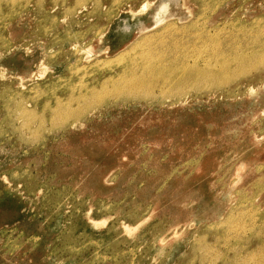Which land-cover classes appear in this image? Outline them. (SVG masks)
<instances>
[{
	"label": "rangeland",
	"instance_id": "374dc122",
	"mask_svg": "<svg viewBox=\"0 0 264 264\" xmlns=\"http://www.w3.org/2000/svg\"><path fill=\"white\" fill-rule=\"evenodd\" d=\"M146 1L154 4V0ZM176 1L171 10L175 15L158 23L153 20V4L142 8L138 4L126 5L122 11L123 6L114 2L112 10L107 3L98 13L76 25L74 32L84 33L83 45L97 37L93 43L97 52L87 63L100 59L104 67L92 79L98 81L107 69L116 67L114 59L135 44L137 47L141 37L170 21L187 25L202 10L197 0ZM219 1L222 10L210 19L207 30L210 36H207L215 40L214 48L224 65H229L235 53L241 57L243 52H253L259 47L252 44L259 36L232 33L233 25L220 30L218 27L230 21V14L242 5L238 0ZM262 11L264 5L250 3L247 16L260 17ZM31 13L7 31L6 46L11 45L13 50L9 54L0 50V88L10 86L20 97L28 94L31 85H40L45 79L44 84H48L63 77L62 68L53 62L60 48L49 44L46 35L38 34L37 18ZM59 23L56 30H64L67 25L61 20ZM173 37L177 38L178 51L187 54L209 44L204 40L206 35L178 33ZM160 47L155 46L159 48L155 52L158 57L163 54ZM63 55L68 56L65 59L68 65L77 64L76 60L70 61L71 50L65 48ZM188 61V67L192 66V59ZM204 63L207 62L198 65L204 67ZM49 75L53 76L49 78ZM231 84L227 93L184 89L180 97L171 95L174 99L165 94L167 90L163 86L155 88L157 102L150 105L151 109L144 102L133 104L114 98L108 102L109 106H83V117L79 118L82 123L75 131L55 127L61 122L42 126L37 119L48 112L43 110V100H38L35 94L33 100L25 97L21 102L18 97L9 103L12 117L7 123L3 117L7 105L0 98V135H3L0 138V264H242L243 259L252 255L251 249L264 242V235L247 231L244 236H251L248 237L251 241L244 245L247 250L235 246L236 237L229 241L230 247L222 243L236 229V222L243 221L240 212L246 211L237 206L240 190L244 189L241 194L263 197L252 188L264 176V89L247 98L242 96L241 89L248 83L238 93L236 85ZM35 90L40 96L39 89ZM175 96L181 100L177 105ZM231 97L233 101L229 100ZM28 115L34 119L26 120ZM53 120L59 121L60 117ZM193 173L201 179L211 177L200 181ZM259 212H264V207ZM225 216L231 219L226 220ZM218 221H225L216 227L218 231L209 227ZM174 234L176 239H171ZM216 239L222 241H218L219 247H224L205 255L206 247L218 243ZM73 246L77 255H66L68 249L74 250ZM215 253H219L218 258Z\"/></svg>",
	"mask_w": 264,
	"mask_h": 264
},
{
	"label": "bare ground",
	"instance_id": "6f19581e",
	"mask_svg": "<svg viewBox=\"0 0 264 264\" xmlns=\"http://www.w3.org/2000/svg\"><path fill=\"white\" fill-rule=\"evenodd\" d=\"M121 1L123 4L121 3ZM197 1L201 4L202 10L199 12L200 14L195 16L189 24L179 25L176 22L170 21L169 23H166V25L164 24L163 27L156 30L155 32L141 37L137 41V47L135 44L134 46H132V48H130L126 52L127 54L124 53L121 55V57H118V58L116 57V59H114L113 62H116L117 66L110 68V69H107L103 73V77L97 81V80H93L92 77H94L95 75H98V73H100V71H102L100 69H103V67H104L103 61L99 59V60H93L91 63H87L90 60L92 54L97 52L93 48V43H94V41L97 40V37H94L92 40L88 41L85 45H83L82 42L84 41V33L83 32H80V33L74 32V27L76 25H79L81 23V21H83V19L88 20L89 17L92 16L91 14L98 13L97 11H99L107 3H109L112 6L110 8V10H112V8H113V3L116 2L119 5L123 6V9H122V11H123V10H125L126 5L138 4L142 8V7L147 6L149 3L152 5L153 4L152 1H146V0H0V50L6 51V54H9L13 50V47L11 45L6 46L7 45L6 42H8L7 41V35H8L7 31H11V27L15 26L18 22H20L21 19L27 15V13L32 12L31 13L32 17L37 18L35 28L37 29L38 34L42 35V36L46 35L48 38L49 44H53V45L57 46L58 48H60V54H58V56L54 59L53 62L55 64H57L60 68H62V71H63V73L61 74V76H63V77L59 78L58 76H56L58 78L53 80L52 82H50L48 80L49 81L48 84L47 83L44 84V81L46 80L45 79V80H43V83H41L40 85H39V83H38V85L34 84L36 86L31 85L32 87L30 88L28 94L25 95L24 97H20V96L16 95L10 86L4 90L2 88H0V98L7 105L6 112L3 115L5 122L10 123V121H11L12 113L9 109V103L11 101H13L14 99H16L18 97L21 98V102L25 101V99H26L25 97H27L29 100H33L34 94L36 95L35 97L38 100H41V99L43 100V102H44V107H43L44 109L43 110L45 112H48V113H42L41 116L38 117V119H37L40 121L42 126H47V125L55 126L58 122H61L60 125L55 126V127L61 126L63 128V130H65V131L68 128L69 129L72 128L75 131V128H78L82 123V121L79 118L83 117L82 113L84 112L83 110H84L85 106L86 107H90V106L102 107V106L107 105L108 102L110 103V100L112 98H114L115 100L117 99L118 102L131 101V103H133V104H135L134 102H138V103L144 102V103L148 104L149 105V106L147 105L148 108L151 109L152 106H150V105H153L155 102H157V98L154 94L153 89L159 88L162 86L164 87L163 88L164 91L167 90L165 92V94H169L170 95L169 97H172L171 95H173V94L174 95L178 94V96H179V94H181V92L184 89L195 90V89L199 88L197 90H199V91L202 90V91H205L206 93H209L210 91H213V92L214 91H220V92L225 91L226 92L228 90V86L231 83L236 85L237 93H238V90L241 89L240 87H242L244 85V83H248L244 88L241 89V91L243 92L242 96L244 97V95H245V96H247V98H249L248 96L254 95L255 92L263 90L264 89V46L262 44H264V11L259 13L260 15H258V16H260V17H255L253 19H251L249 16H247V13H248V5L250 3H254L255 5H259V4L264 5V0H238L239 3L242 5V6L239 5L241 8L240 9L238 8V10L236 9V11L234 13L230 14V16H231L230 21L223 23L222 27L221 26L218 27L220 30H225L226 26L230 27L233 25L232 27H230L232 33H235V34L244 33V34H249V35L257 34L259 36L258 39L254 40V42H252V44L258 45L259 47H257L255 50H253V52H251V51L247 52V53L243 52L242 54H244V55H242L241 57H238V56L236 57V53H235L233 55V58H232L229 65H224L223 58L221 57L220 54L218 55L217 49L214 48V41L215 40L212 41L207 36V35H209L207 30H209L208 26L210 24V19L213 16L217 15L218 12L222 10L223 5L219 0H197ZM176 4H177L176 0H154L153 7H155V13L153 16V20L156 23H158L160 21H163L166 18L169 19L170 17L174 16L175 12L174 11L172 12L171 10H172V6H175ZM126 10L131 12L130 9H126ZM60 20H61L62 24H64V26L67 25L66 28L62 31L56 30V28H58L61 25V23H59ZM199 25L202 26L200 29H199ZM53 30H56V32H54ZM178 33H182L184 35L185 34H194L197 36L198 35H204V36L206 35L204 40H207V42L209 44L204 45L200 49L193 51L191 54H187L184 51H178L177 38L173 37V34L175 36ZM78 41H81V42H78ZM182 42H184V40ZM155 46H159V47L161 46L163 48L162 49L163 54L160 57L155 55V52H158L157 49H159V48H155ZM65 48H67L73 52V56L70 57V61L76 60V63H77L76 65H74V66L68 65L69 63L65 61V59L68 58L67 55L65 56V58L63 55ZM154 49H156V50L154 51ZM128 55H130V57ZM135 59H137L136 63H131V61H133ZM189 59H192L193 65L188 67V62H189L188 60ZM198 62H207V63L206 64L204 63L205 66L201 67L200 65H198ZM44 74H45V72H44ZM52 76L53 75H49L48 77L50 78ZM35 79H37V78H35ZM252 81H253V83H251ZM35 89H39L38 91L41 94L40 96H39V94H37L38 92L34 93L36 91ZM232 90H234V89H232ZM230 91H231V89L229 90V92ZM242 92H241V94H242ZM231 93H230V95H231ZM234 94H236V93H234ZM227 95H228L227 98H229L230 97L229 94H227ZM258 95H259V93H258ZM232 97H233V95H232ZM232 97L229 100H232L233 99ZM172 98L174 99V96ZM183 98H185V97H183ZM176 99H177V97H176ZM258 100H260V99L258 98ZM159 101L160 100H158V102ZM177 101H178V99L175 101V103L174 102L173 103L176 104ZM179 101H181V100L179 99ZM212 101H214V100H212ZM225 101H227V100H225ZM232 101H230V102H232ZM221 102H222V100H221ZM236 102H238V101H236ZM234 103H235V100H234ZM111 104L113 105L114 102ZM161 104H160V106L163 105V104L162 105ZM181 104L182 103H180V105ZM225 104L227 106L228 103H225ZM79 105H80V107L78 108ZM107 106H109V104ZM125 106H124V109H125ZM147 106H146V109H147ZM157 106H159V105H157ZM20 107H21V104H20ZM106 107H104V108H106ZM162 107H164V106H162ZM171 107L172 106H170L168 108H171ZM250 107H252V106H250ZM21 108L19 109L20 112L22 111ZM49 108H52V110L50 111ZM54 109L56 111H54ZM121 109L124 111L123 107ZM161 109H163V108H161ZM60 110H63V111L61 112ZM117 110H118V108H117ZM164 110H165V108H164ZM166 110H167V107H166ZM58 111H60V112H58ZM250 111H252V109ZM255 111H257V110H254V112ZM258 111H260V110H258ZM115 113H116V110H115ZM257 113L260 114V112H257ZM104 115H106V113ZM55 117H60V120L59 121L53 120ZM33 119L34 118L31 115H28L26 117V120H33ZM263 119L264 118L262 116V120ZM88 120L90 121V119H88ZM251 123H252V121H250L249 124H251ZM263 129H264V126H263ZM251 131H253V130L251 129ZM256 131H258V130H256ZM65 133L67 134V132H65ZM252 133L254 135V132H252ZM256 133L260 134L261 132H256ZM69 134H71V133H69ZM2 136L3 135L1 134L0 138ZM254 136H256V135H254ZM255 138L256 137H254V139H253L254 141L257 140V139L255 140ZM258 139L261 140V137ZM263 139L264 138H262V140ZM253 140L251 141L252 144H253ZM254 145H257L256 142ZM254 145H253V147H254ZM256 147H258V146H256ZM256 156H257V154H256ZM202 157H203V154H202ZM203 159H205V158H203ZM199 160H201V159H199ZM222 161L226 162L227 160H222ZM229 162H230V160H229ZM235 164H233V166ZM217 165H218V163H217ZM239 165H244V163L239 164ZM218 166H217V168H218ZM227 166H225V167H227ZM260 167L258 166V168H260ZM228 168H229V166H228ZM261 168H260V170H261ZM230 170H231V168L228 170V172ZM196 171L197 170H194V172H196ZM196 173L195 174L193 173L195 177L198 175L201 176V174L197 173L198 175H196ZM247 173H249V172H247ZM202 176H204V175L202 174ZM210 177L211 176H209L207 178L209 179ZM196 178H199V177H196ZM205 178H206V176H205ZM263 178H264V176H263ZM263 178H261V179L259 178L260 179L259 182L257 179V181H255L257 183L254 184L255 188H252L253 190L256 189L255 191H257L259 193V195L261 194L263 196L262 198H260L259 196L258 197L257 196L252 197L253 196L252 194H251L252 196H249V194H246V193L241 194V192H243L244 189L240 190L241 192L239 191L240 197L237 196V198H240V201L237 204V206L240 208L239 210H245L246 211V212H244V211L240 212V215L243 214V216H239V217L243 218V219H241L243 221L236 222V226H235L236 229L231 231V233H230L231 235L228 234L230 237L227 239H224L225 240L224 243H222V241L220 240L222 238H220L219 236L218 237L220 239H218V240L216 239L217 242L220 240L221 243L225 247L226 246L230 247L231 243L229 241L230 240L232 241L231 238L236 237V239H234V242L236 243L235 246L238 247V249H245V247H246V250H247V246H244V245H247L248 244L247 241L250 240L249 238H251V236L250 237L248 236L249 234L247 235L249 238L245 237L247 234V231L252 232L254 230L255 232H257L261 236L264 235V212H262V213L259 212V210L261 208L263 209V207H264V179ZM202 179L199 178L198 180L203 181L204 179L203 180ZM198 180H194V181L198 182ZM210 181H211V179H210ZM206 182H207V180H206ZM205 185L206 184H204L203 186H205ZM250 185H248V186H250ZM208 186H210V185H208ZM206 187L207 186H205V188ZM209 190H210V187H209ZM195 191L200 192L197 189ZM181 192H183V191H181ZM192 192L195 194L194 191H192ZM157 193H160V192L158 191ZM252 193H254V192H252ZM180 194H182V193H180ZM210 194H208V195H210ZM233 194H235V193H233ZM224 195L228 198L230 197L229 195L228 196L226 194H224ZM33 196H34V194H33ZM192 196L197 197V195H193V194H192ZM205 197H206V195H205ZM176 198L178 199V197H176ZM232 198H233V195H232ZM212 199H214V198H212ZM178 200H180V199H178ZM171 203H169V204H171ZM226 203H227V199H226ZM165 204H166V202H165ZM158 205H160V204H158ZM230 205H231V202H230ZM230 205H229V207H230ZM237 206H236V208H237ZM158 208H159V206H158ZM235 212L233 211V213H235ZM239 217L237 219H240ZM229 219H231V216L226 217V220H229ZM220 221L211 224V226H209V227L215 228V230H216V227L220 223H221V225H222V222L225 223V221H222V222H220ZM121 223H122V221H121ZM223 226H225V225H223ZM126 228H127V226L125 227V229ZM177 228H179V227H177ZM174 229L177 230L176 228H174ZM183 229H182V231H183ZM205 229H209V228L206 226ZM218 229H220V228H218ZM171 230H173V229L171 228ZM216 231H218V230H216ZM225 231H227V229H225ZM168 233H169V231H168ZM174 233H176V232L174 231ZM220 234H223V231H221ZM224 234H223V236H224ZM175 235L176 234H174V236L171 237V239L172 238L176 239ZM253 235L255 236V234H253ZM178 236L180 237V234L179 235L177 234V237ZM179 237H178V240H179ZM262 238H263L262 240H264V237H262ZM171 239L169 238L168 240H171ZM259 239L261 240V238H259ZM161 240H164V239H160V241ZM168 240H166V241H168ZM178 240H176V242ZM166 241H164V242H166ZM173 241L175 242V240H173ZM205 241L206 240L204 237L203 242H205ZM168 242H166V244ZM259 242H261V241H259ZM157 243H159V241ZM159 244L161 245L162 243L160 242ZM159 244H158V246H160ZM168 244H170V242ZM199 244H200V242H199ZM233 244H232V246H234ZM212 245L211 246L209 245L208 247H206L208 252L205 251L206 252L205 255H207L209 252L211 253L213 250L224 247V246L219 247V242L218 243L215 242V244H212ZM83 246H81V247H83ZM73 247H74V250H72V248L68 249L69 251L65 254L66 255H69V254L77 255V250L75 249V246H73ZM81 247H77V248L82 249ZM67 248L64 247V249H67ZM251 252H253V253H251L252 255L249 256L250 253H248L249 255H247V256H249V257L243 259L241 261L242 264H264V242L263 241H262V243H260V245L256 246L253 250L251 249ZM135 253H136V251H135ZM218 254L219 253L214 254V256H217L215 258H218Z\"/></svg>",
	"mask_w": 264,
	"mask_h": 264
}]
</instances>
